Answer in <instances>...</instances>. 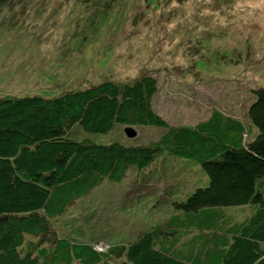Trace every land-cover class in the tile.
<instances>
[{
  "label": "trees",
  "instance_id": "obj_1",
  "mask_svg": "<svg viewBox=\"0 0 264 264\" xmlns=\"http://www.w3.org/2000/svg\"><path fill=\"white\" fill-rule=\"evenodd\" d=\"M158 90L144 75L52 98L0 97V264H264V87L251 88L247 121L214 108L192 125L155 110ZM120 127L162 132L147 144L97 141ZM164 156L206 173L166 221L126 246L57 233L53 219L76 200ZM231 207L251 211L235 220Z\"/></svg>",
  "mask_w": 264,
  "mask_h": 264
},
{
  "label": "rangeland",
  "instance_id": "obj_2",
  "mask_svg": "<svg viewBox=\"0 0 264 264\" xmlns=\"http://www.w3.org/2000/svg\"><path fill=\"white\" fill-rule=\"evenodd\" d=\"M144 75L157 78L153 105L172 125L196 124L214 108L247 121L250 90L264 87V0H7L0 9V97L52 98ZM124 128L97 141L147 144L162 132L135 127L129 138ZM195 165L164 156L104 182L53 219L57 233L126 246L204 185ZM250 211L226 210L235 220Z\"/></svg>",
  "mask_w": 264,
  "mask_h": 264
},
{
  "label": "water",
  "instance_id": "obj_3",
  "mask_svg": "<svg viewBox=\"0 0 264 264\" xmlns=\"http://www.w3.org/2000/svg\"><path fill=\"white\" fill-rule=\"evenodd\" d=\"M125 131H126V134L128 135V137H130V138H134L137 136V131L132 127H127L125 129Z\"/></svg>",
  "mask_w": 264,
  "mask_h": 264
}]
</instances>
